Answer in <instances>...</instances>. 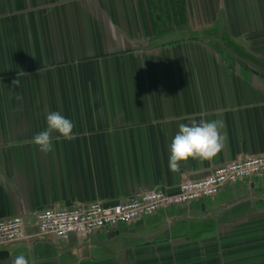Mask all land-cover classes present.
<instances>
[{
    "label": "crops",
    "instance_id": "0c3cea01",
    "mask_svg": "<svg viewBox=\"0 0 264 264\" xmlns=\"http://www.w3.org/2000/svg\"><path fill=\"white\" fill-rule=\"evenodd\" d=\"M52 111L77 138L53 132L44 153L32 138ZM215 119L222 150L171 172L178 125ZM260 154L264 0H0V219L175 194ZM21 254L29 264H264V177L90 237L14 243L0 264Z\"/></svg>",
    "mask_w": 264,
    "mask_h": 264
},
{
    "label": "built area",
    "instance_id": "2783aa9c",
    "mask_svg": "<svg viewBox=\"0 0 264 264\" xmlns=\"http://www.w3.org/2000/svg\"><path fill=\"white\" fill-rule=\"evenodd\" d=\"M252 177H264V154L238 158L215 167L199 180H184L175 194L152 189L113 204L97 200L71 207L43 208L32 213L30 222L24 216L0 219V248L48 237L59 240L72 235L90 237L99 231L140 221L168 207L213 198L225 185Z\"/></svg>",
    "mask_w": 264,
    "mask_h": 264
},
{
    "label": "clouds",
    "instance_id": "9594fccd",
    "mask_svg": "<svg viewBox=\"0 0 264 264\" xmlns=\"http://www.w3.org/2000/svg\"><path fill=\"white\" fill-rule=\"evenodd\" d=\"M13 87L19 86V81H12ZM46 129L39 132L32 138V142L44 153L53 151L52 133H58L56 137L65 140H75L73 122L58 111H52L46 116ZM224 122L221 119L215 120H192L190 123H180L178 131L172 137L168 146V168L171 172H178L183 163L190 159L196 161H207L213 159L224 146L222 129ZM12 264H29L28 259L18 255Z\"/></svg>",
    "mask_w": 264,
    "mask_h": 264
},
{
    "label": "rangeland",
    "instance_id": "374dc122",
    "mask_svg": "<svg viewBox=\"0 0 264 264\" xmlns=\"http://www.w3.org/2000/svg\"><path fill=\"white\" fill-rule=\"evenodd\" d=\"M187 24V23H185ZM230 48H232V52H236V53H243L242 50L235 44H233Z\"/></svg>",
    "mask_w": 264,
    "mask_h": 264
},
{
    "label": "trees",
    "instance_id": "16d2710c",
    "mask_svg": "<svg viewBox=\"0 0 264 264\" xmlns=\"http://www.w3.org/2000/svg\"><path fill=\"white\" fill-rule=\"evenodd\" d=\"M178 16H179L178 13H175V14L168 13V17H169L171 20L179 19Z\"/></svg>",
    "mask_w": 264,
    "mask_h": 264
}]
</instances>
